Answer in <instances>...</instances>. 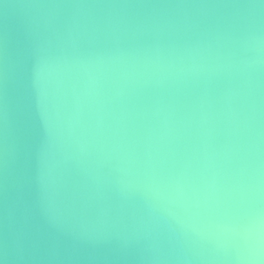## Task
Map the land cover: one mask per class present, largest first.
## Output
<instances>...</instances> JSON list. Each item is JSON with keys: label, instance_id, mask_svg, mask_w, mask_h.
Returning a JSON list of instances; mask_svg holds the SVG:
<instances>
[{"label": "water", "instance_id": "water-1", "mask_svg": "<svg viewBox=\"0 0 264 264\" xmlns=\"http://www.w3.org/2000/svg\"><path fill=\"white\" fill-rule=\"evenodd\" d=\"M0 264H264V0H0Z\"/></svg>", "mask_w": 264, "mask_h": 264}]
</instances>
